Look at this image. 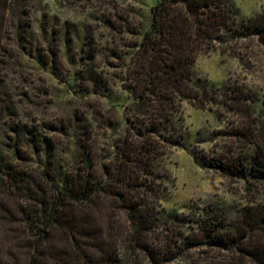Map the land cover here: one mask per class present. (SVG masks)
Here are the masks:
<instances>
[{
	"label": "trees",
	"instance_id": "16d2710c",
	"mask_svg": "<svg viewBox=\"0 0 264 264\" xmlns=\"http://www.w3.org/2000/svg\"><path fill=\"white\" fill-rule=\"evenodd\" d=\"M11 3L0 0V64ZM213 50L237 58L245 68L264 57V9L240 15L233 0H158L122 67L126 110L118 127L110 129L107 153H97L89 126L81 133L74 122L52 126L70 130L77 148L63 163L54 157L49 133L18 124L25 139L4 134L0 264H125L130 259L124 256L136 252L149 264L169 262L181 241L155 230H169L167 221L190 220L177 212L161 219L165 185L156 166L170 147L183 144L177 132L183 102L228 117L218 133L222 147L209 164L264 194V86L238 79L221 88L209 84L194 66L200 54ZM3 104L0 95V114ZM194 222L200 241L194 239L192 246L218 253L189 264H264V201L253 197L230 221L204 210Z\"/></svg>",
	"mask_w": 264,
	"mask_h": 264
},
{
	"label": "rangeland",
	"instance_id": "374dc122",
	"mask_svg": "<svg viewBox=\"0 0 264 264\" xmlns=\"http://www.w3.org/2000/svg\"><path fill=\"white\" fill-rule=\"evenodd\" d=\"M157 1L12 0L4 61L0 64V95L5 106L0 114V141H7L4 134L23 139L25 133L18 124L33 126L39 134L53 135L54 157L63 163L77 148L70 130L53 131L52 126L74 122L81 133L89 126L96 138L97 153H107L110 129L118 127L126 110L122 67L131 45L148 28L150 7ZM233 2L240 15L264 9V0ZM194 68L197 75L216 87L221 88L229 79L264 86L263 56L245 68L237 58L213 50L200 54ZM181 116L177 132L183 144L170 147L156 170L165 185L160 195L161 219L177 212L190 222L167 221L169 230L162 226L155 230L156 235L181 241L165 264H189L210 252L217 255V250L209 246H192L194 239L200 241L194 221L202 211L213 212L225 222L253 197L264 201V194L250 183L228 178L209 164L210 155L222 147L223 138L218 133L228 117H218L214 108H197L187 102L182 104ZM123 259H130L125 264H149L141 252ZM219 259L216 256L215 260Z\"/></svg>",
	"mask_w": 264,
	"mask_h": 264
}]
</instances>
